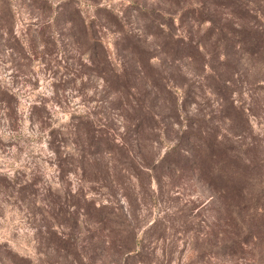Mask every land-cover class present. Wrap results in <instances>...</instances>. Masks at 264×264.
Masks as SVG:
<instances>
[{"label":"rangeland","instance_id":"1","mask_svg":"<svg viewBox=\"0 0 264 264\" xmlns=\"http://www.w3.org/2000/svg\"><path fill=\"white\" fill-rule=\"evenodd\" d=\"M207 16L203 0H0V251L29 264H106L107 247L80 244L93 233L76 219L85 196L120 206L143 238L147 256L127 264L235 263L193 241L215 216L196 173H136L189 121L209 139L215 127L229 136L217 92L233 101L235 146L263 168L264 63L220 65ZM67 235L75 248L56 251Z\"/></svg>","mask_w":264,"mask_h":264},{"label":"trees","instance_id":"2","mask_svg":"<svg viewBox=\"0 0 264 264\" xmlns=\"http://www.w3.org/2000/svg\"><path fill=\"white\" fill-rule=\"evenodd\" d=\"M203 2L208 11L205 20L216 28L215 35L219 38L217 46L221 48L220 59L223 60L220 65L237 69L246 66L245 64H257L259 60L264 63V0H203ZM221 7L227 11L217 10ZM221 13H225L226 16L216 18ZM227 16L231 17L232 24L228 23L229 19L225 23L215 22L226 20ZM197 48L202 47L199 44ZM210 57L211 61L214 60L211 54ZM208 65L210 68L215 67L212 62ZM261 83L264 84V78L258 82ZM216 96L220 106L218 128L227 122L224 130L229 136L219 133L215 127L214 138L209 139L190 124L199 126L198 123L189 121L188 126L180 128L179 133L175 131L174 136H177V139L171 143L165 155L157 158L152 164H140L136 167V173L154 171L156 168L173 171L183 167L196 173L212 193L209 209L215 211V216L214 220L205 225L202 244L198 243V236H194L195 245L207 248L209 255L223 257L230 263L235 262L233 264H264V163L258 162L263 168L257 171L255 160L246 156V150L241 151L235 146L233 136H239L240 133L235 131L231 122L233 101L229 100V96L218 92ZM226 102L228 104H225ZM177 110H179L177 105L171 107V112L179 118ZM162 123L160 134L169 135L168 124L164 121ZM97 143L94 148L98 147ZM91 146L93 145L89 144L88 147ZM97 154L99 153L91 151L84 155L85 158L80 162L83 163L85 160L90 162ZM170 157H174V160L169 161ZM82 200L87 202L86 207L75 210L76 219L83 217L84 221L80 223L87 225L88 229L91 226L92 231H89L93 232L86 236V239H80L82 246L92 244L107 247L106 264H127L129 258L147 256V253L144 254L142 251L143 238L133 231V225L120 206L109 209L104 204L95 206L89 203L90 199H86L85 196L84 198L82 196ZM153 225L154 222L148 229ZM75 244L74 238L72 240V236L67 235V238L55 242V250L69 251L66 247L73 249ZM75 252L77 253V250ZM0 262L29 264L30 261L9 251H0ZM73 263L74 261H68V264Z\"/></svg>","mask_w":264,"mask_h":264}]
</instances>
